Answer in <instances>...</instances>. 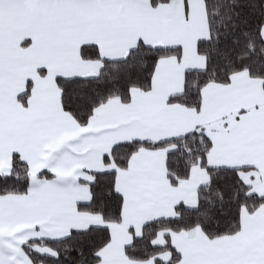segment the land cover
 <instances>
[{
    "label": "snow or ice",
    "instance_id": "snow-or-ice-1",
    "mask_svg": "<svg viewBox=\"0 0 264 264\" xmlns=\"http://www.w3.org/2000/svg\"><path fill=\"white\" fill-rule=\"evenodd\" d=\"M261 184L264 0H0V264H264Z\"/></svg>",
    "mask_w": 264,
    "mask_h": 264
},
{
    "label": "crops",
    "instance_id": "crops-1",
    "mask_svg": "<svg viewBox=\"0 0 264 264\" xmlns=\"http://www.w3.org/2000/svg\"><path fill=\"white\" fill-rule=\"evenodd\" d=\"M5 166H7V162H5ZM259 190H260V191H264V184L259 185ZM157 242H158V243H163L162 240H158Z\"/></svg>",
    "mask_w": 264,
    "mask_h": 264
}]
</instances>
